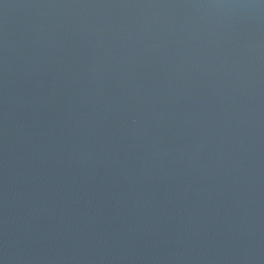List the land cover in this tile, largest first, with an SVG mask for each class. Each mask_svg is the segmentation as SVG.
<instances>
[{
	"label": "water",
	"instance_id": "obj_1",
	"mask_svg": "<svg viewBox=\"0 0 264 264\" xmlns=\"http://www.w3.org/2000/svg\"><path fill=\"white\" fill-rule=\"evenodd\" d=\"M0 264H264V0H0Z\"/></svg>",
	"mask_w": 264,
	"mask_h": 264
}]
</instances>
